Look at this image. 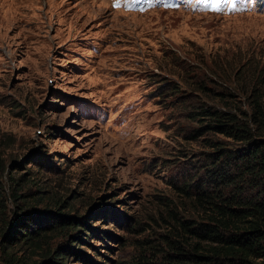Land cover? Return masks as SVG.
Here are the masks:
<instances>
[{"label":"rangeland","instance_id":"rangeland-1","mask_svg":"<svg viewBox=\"0 0 264 264\" xmlns=\"http://www.w3.org/2000/svg\"><path fill=\"white\" fill-rule=\"evenodd\" d=\"M220 1L213 10L196 0H118L115 9L108 0H0L7 167L26 159L62 213L97 212L87 218L95 233L66 264H158L149 247L165 232L167 205L188 214L180 187L214 188L206 143L224 138L203 132L194 113L218 104L197 85L224 91L207 74L216 59L264 64V4ZM169 61L185 68L169 71Z\"/></svg>","mask_w":264,"mask_h":264},{"label":"trees","instance_id":"trees-1","mask_svg":"<svg viewBox=\"0 0 264 264\" xmlns=\"http://www.w3.org/2000/svg\"><path fill=\"white\" fill-rule=\"evenodd\" d=\"M248 58L213 61L214 70L207 74L219 80L224 91L206 89L200 80L204 72L196 73L198 89L218 104L194 113L203 132L237 145L230 148L224 139L213 137L206 143L214 188L200 184L192 194L180 187L188 214L167 205L165 232L159 234L157 246L149 247L160 255L158 264H264V64ZM168 63L169 71L185 68L178 61ZM12 162L7 167L0 149V264H66L71 255L79 256L73 246L88 244L85 237L95 230L87 218L97 212L62 213L63 201L45 197L46 183L35 182L33 171L25 168L26 159ZM17 170L21 172L14 174ZM31 188L40 194L35 200L27 195ZM100 238L113 237L104 232Z\"/></svg>","mask_w":264,"mask_h":264}]
</instances>
